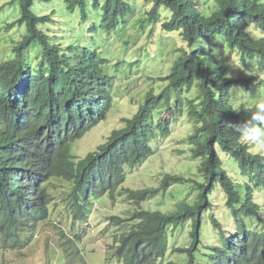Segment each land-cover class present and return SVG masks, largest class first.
Returning <instances> with one entry per match:
<instances>
[{
    "label": "trees",
    "instance_id": "obj_1",
    "mask_svg": "<svg viewBox=\"0 0 264 264\" xmlns=\"http://www.w3.org/2000/svg\"><path fill=\"white\" fill-rule=\"evenodd\" d=\"M15 1L21 13L19 22H27L29 29L15 45L14 58L0 61V165L11 158L44 157L54 150L37 181V188L52 178H71L77 169L85 173L106 168L109 165L106 158L126 152L124 143L135 142L137 150H147L149 139L153 148L159 135L168 136L171 123L166 110L161 111L159 105L174 97L177 104L169 107V112L173 117L182 111L188 115L183 122L187 119L190 130L194 129L189 136L195 152L202 153L199 175L203 182L192 189L186 185V192L180 195L183 199L175 201L169 212L154 211L141 204L160 192L165 193L173 183H187L191 179L168 174L158 188L120 191L118 195L127 194V200L139 207L130 219L111 218L115 225L125 228L115 236V256L122 264H158L160 256H165L169 249L175 227L191 221L197 235L206 216L220 226L214 213L206 215L212 207L208 195L219 183L227 195V204L241 205L234 208L239 233L235 248L237 260L242 264H264V229H252L240 217L261 214V205L255 199L256 189L264 188V150H257L256 143L264 141V120L261 119L264 109L257 105L250 107L244 100L236 103L233 93L239 87L251 88L257 76H264V0H147L153 6L145 16L137 17L138 25L142 29L153 25L177 31L187 47L179 49V58L170 73L162 78L163 91L158 96L148 93L134 115L127 117L128 129L113 131L108 143L101 147L100 159L88 157L85 161L76 160L72 154L73 140L103 120L117 98L112 92L116 76L110 73L112 65L106 57L110 52L105 54L103 50L102 53L100 46H95L96 33L116 32L122 22L140 13L135 11L132 0H58L60 17L66 19L62 26L66 30L65 41L58 39V43L37 27L38 22L54 20L55 8L45 15L35 8L38 4L40 9L48 10V5L43 7V3L37 2L49 0ZM77 13L81 17H71ZM76 20L82 23L72 35ZM15 23L9 24V29ZM86 24L90 25L86 27ZM253 27L260 33H252ZM85 31L92 35L84 38ZM102 41L107 38L103 37ZM38 47L44 50V60L35 65L34 60L41 56ZM225 55L233 57L236 65L249 67V73L239 66L231 68ZM16 87L19 88L15 90ZM257 129L259 137L255 135ZM43 131L48 133V145L44 152H39L41 145L35 140ZM248 136L253 139H245ZM217 143L232 154L247 182L238 183L229 176L217 152ZM10 165L13 167V162ZM5 167L10 169L9 163ZM17 177L12 173L11 197L0 201V246L4 248L27 245L26 223L20 220L22 205L31 206L39 199L34 194L27 195L24 189H17ZM122 178L118 174L114 184L97 186L85 175L76 176L71 196L75 218L87 220L94 206L91 196L113 189ZM1 180L0 175V184ZM8 182L9 178L5 177L6 188ZM112 198L116 200L117 196ZM180 250L184 249L180 247Z\"/></svg>",
    "mask_w": 264,
    "mask_h": 264
},
{
    "label": "rangeland",
    "instance_id": "obj_2",
    "mask_svg": "<svg viewBox=\"0 0 264 264\" xmlns=\"http://www.w3.org/2000/svg\"><path fill=\"white\" fill-rule=\"evenodd\" d=\"M60 1L63 2L64 0ZM60 1L49 0L48 2H37L43 3V7L48 5V10H45V8L40 9L37 7L38 4L35 7L39 13H43L44 11L50 12L52 8L56 9L57 22L49 27L54 29V33L57 34H61L64 31L61 28L59 29L58 26L63 25V21H66L65 17H60ZM134 2L136 10L140 14L129 17L125 22H122L116 32L107 33L106 31H99L96 33L95 46L99 45L102 53L103 50H105V54H107V51L110 52L106 57L110 59V64L112 65L110 73L116 76V84L113 90L115 96H117V100L106 119L101 123L102 125L99 128H94L88 135L86 134V138H84L85 135L78 143H75L74 152L78 156H84L87 151L94 150L98 145L105 143L106 138L110 135L114 127L122 124V118L132 115L135 112L137 104L143 100V96L149 88L153 87L154 91L159 93L161 91L159 87L164 82L162 78L170 73L174 61L180 56L179 49L181 47H187V43L177 31H167L163 30L161 26L155 28L153 25L146 26L145 29H142L138 25L137 17L145 16L147 11L152 8L153 3L150 1L147 2L146 0H134ZM0 7V56H2L6 50L9 52L12 50L11 42L19 38L26 31V27L25 25H17L11 29L4 30L5 26L19 18L21 13L19 5L15 0H0ZM71 17L78 18L81 17V14L77 13ZM81 23V21H75V28L71 32L72 35L79 30ZM86 27H88L87 24ZM251 31L254 34H259L256 28H252ZM91 35V32H84V38L90 37ZM103 37L107 38V41H102ZM221 49L223 51L225 50L224 48ZM225 57L229 64L232 65L231 68L239 66L243 69V72L249 73V67L241 65L240 63L236 65L235 60L231 56L225 55ZM116 70H122V72ZM123 71L126 72L124 73ZM250 74L258 75V73L253 74V72H250ZM257 77L258 80L252 83L251 88H249L250 90L247 91L243 87L235 89L233 93L236 103L245 101L250 107L255 106L258 102L264 103V76L259 75ZM132 91L134 93L131 96L130 92ZM252 103L255 104L252 105ZM183 120L184 118L173 123L179 126L174 135L176 139L184 136L189 130ZM178 143L179 140H172V136L163 139L162 145L168 151L169 159L163 163L153 160L150 163L151 168H163L173 172L184 170L185 167L181 164V159H184V154L179 150ZM219 153L224 160L227 171L229 173L234 171L231 175L236 180L239 179L244 182L245 180L240 177V172L236 169L237 165L235 160L227 156L220 149ZM146 166L141 169L136 177H130L128 179V186L141 187L145 186L148 182L154 183L152 186L159 184V180L163 176L160 173L149 177L144 175V178H139L142 174L154 173V170L151 168L147 169ZM187 169L196 168L193 167V163H188ZM186 185L190 184H184V190H186ZM256 195L257 200L260 203H264V190L257 189ZM211 199L215 204V214L223 221L224 226L226 228L230 226L234 227L232 224L233 217L227 212L224 205L225 197L219 186L211 195ZM166 200H170V195L166 197L162 196L161 199L154 198L153 200H148L144 206L147 205L151 209H162L167 204ZM173 203L170 204L169 202L168 204L170 205L166 209ZM132 208H134V205L127 204L123 199L118 200L116 203L105 199L101 204V209L97 208L95 210L90 221L86 223L85 233L81 239V246L84 247L85 251L87 253H93V255L87 256L88 260L85 258L87 254L84 255L88 264H121L118 259L114 258V249L111 248L114 243V235L120 231V227L110 225L105 221L107 216L113 213L129 215L128 209ZM56 209L59 212H63V204L57 205ZM207 221L209 223V220ZM55 222H61L67 228L70 225V222L66 223L64 219L61 220L57 213L53 214L52 219L41 226L40 233L33 245L30 244L27 248H3L0 246V264H82L80 257H75V254L65 249L66 246L62 244V239L54 224ZM255 223L258 226L264 224L260 221H256ZM81 230L77 228L75 232ZM192 230L193 225L191 222L173 230L166 261H173L175 264L185 263V256L175 252L174 248L190 245Z\"/></svg>",
    "mask_w": 264,
    "mask_h": 264
},
{
    "label": "clouds",
    "instance_id": "obj_3",
    "mask_svg": "<svg viewBox=\"0 0 264 264\" xmlns=\"http://www.w3.org/2000/svg\"><path fill=\"white\" fill-rule=\"evenodd\" d=\"M132 2L135 4V2L133 0H132ZM147 2H149V1H147ZM135 11H136V8H135ZM52 12H53L52 10L50 12L44 11L42 13V15L50 14ZM56 14L57 13H55V17H53L54 20H50V21L45 22V23L38 22L37 27L45 30L50 35L51 41H53L54 39L56 42H58V39L65 41L64 32L66 30H65V28L62 27L63 26L62 24L58 26L59 29L61 28L64 30L61 34L54 33V29H51L49 27L50 25H53L55 22H57L56 18H58V17L56 16ZM204 14L207 15V11H205ZM20 18H21V15L19 18H17L13 22L8 23L5 26L4 30L9 29V27H8L9 24L16 22L14 27L17 25L18 26L25 25V27H26L25 32H27V29H29L28 24H27V22L26 23L19 22ZM87 25H90V24H87ZM74 28H75V26H74ZM253 28H256V27H253ZM256 30L260 33V31L257 28H256ZM21 35L19 38L15 39L11 42L12 43V50H10V52L6 50L5 54L0 56V61L14 58V55H15L14 54V47L18 43V40H20L22 38ZM67 35H70V32H68ZM65 44L67 45L66 42H65ZM39 51H40L41 56L36 57V59L33 62L35 65H38L40 62H42L44 60V58L42 57L44 50L39 48ZM46 61H48V60H46ZM164 83L165 82H163L161 85H163ZM113 87H112V92L114 95ZM18 88L16 87L15 90ZM20 89H21V87H20ZM160 89H161V91L158 93V92L154 91L153 87L149 88L147 90V92L144 94L143 100L146 98V96L150 92H153L155 95L158 96L163 91L164 88L163 89L160 88ZM246 90L248 91L250 89H246ZM133 93H134L133 91L130 92V95L132 96ZM116 100L117 99H114V103H113L112 107L114 106ZM143 100L137 104L136 110L138 109V107L141 104L144 103ZM176 104H177V100L174 101V97H172L170 101L163 100V101H161V103L159 105V109L161 111L166 110L167 116H168L170 123H171V132L168 134V136H160L159 135L157 137V140L154 143L153 148L151 145V141L148 137L149 143L147 144V150H137L135 142L124 143L125 147H126V152L121 153V155H119V156L117 155L113 158H106L109 161V165L106 168L95 169L93 171H86L85 173H81V169H77L71 178H65V177L52 178L49 181H45V184H46L45 186L37 188L36 187L37 181L41 179V175H42L44 169L46 168V166L49 162V159L55 154L54 150L49 154H45L44 157L30 156V157H26L22 160H16L14 158H11L9 160H6L2 165H0V175H1V179H2L1 184H0V188H1L0 201L11 197L10 192L14 190L11 187V185H12V178H11L12 173H15L18 176L16 179L17 189H19V190L24 189L26 191L27 195L34 194L36 196V198H39L38 200H35L34 204L31 206L26 207V206L22 205L23 212L20 213V220L24 219V222L26 223V227H25L26 235H25V237L28 240V242H27V245H25L23 247L15 246L13 248H17V247L18 248H25V247L27 248L30 244L33 245L36 242L37 237L40 233L41 226L44 223L50 221L52 219L53 214L57 213L60 216L61 220L64 219L66 223L70 222L69 228L64 226L61 222L60 223L59 222L54 223L56 229L58 230L60 238L62 239V244L66 246L65 249L68 250L70 253L72 252L73 254H75V257H80L82 264H88V262L86 261L87 256L93 255V253H87L85 251L84 247L81 246V239H82L83 234L85 233V226H87L86 223L88 221H90L91 216L95 213V210L97 208L101 209V204H102V202H104L105 199L111 200L113 203H116L118 200L123 199L126 201L127 204L134 205V208L128 209L129 215H122L121 213H113V214H110L107 216L105 222H107L110 225L117 226L111 220V218L113 216H120L123 219H130L132 217L135 209L137 207H139V205H137L136 203L127 200V198H126L127 194H123L121 196L118 195L120 191H124L125 189L158 188V187H160L162 180H164L165 176L168 174H172V175L179 174V175L183 176L185 179H191L190 181L187 182L190 184L191 189L197 183L203 182V177L201 175H199V170L203 164V157H201L202 153L195 152V145L190 141L189 135L194 131V129L190 130L191 125L188 123L187 119H185L184 122H185L186 127H188L189 130L186 132V134L184 136H181L178 139H176L174 137L176 130L179 126L174 125L173 123L178 122L182 118L188 117L187 113L186 112L183 113V111L175 114L176 117H173L171 115V113L169 112V111H171L169 109V107H171V106L175 107ZM256 105L258 107H260L261 109H264V103L258 102ZM136 110H135V112H136ZM134 113L132 115H128V116L123 117L122 118V124L114 127V129L111 131L110 135L106 138L105 143L98 145L96 147V149H94V150L87 151L84 156H78L75 154V152H74L75 143L76 142L78 143L86 134L88 135V133L91 132L94 128H99L102 125L101 123L106 119L108 114L97 125H93L91 129H89L85 133H82L80 136L76 137L72 142V149H73L72 154H74L76 156V160L80 161V160L84 159V161H85L88 159V157H90V158L95 157L97 159H100V158H98V155L102 153L101 147L108 143V140H109L111 134L113 133V131L118 130L119 132H121L123 129H128V126L126 124V119H128L127 117H132L134 115ZM185 113H186V116H185ZM261 119L264 120V117H261ZM259 132H260V130L257 129V135H259ZM87 135L84 138H86ZM47 136H48V133L43 131L42 134L39 136V138H37V140H35L36 142H38L41 145L38 148L39 152H44V147H46L48 145ZM170 136H172V140H179V143H178L179 150L184 154V159H181V164L185 167V169L174 171V172L173 171H167L163 168L152 169L150 166V163L153 160L158 161L159 163H163L164 161L169 159L168 151L164 148V145H162V140L167 139ZM245 139L252 140L253 138L248 136V137H245ZM30 147L31 148L34 147L33 143L30 145ZM256 148H257V150H264V141H258L256 143ZM219 149L222 150L227 156H229L235 160V158L232 156L231 153L226 151L220 144H218L217 145V152H218V154H219V156L223 162H224V160L219 153ZM158 155H160V156H158ZM12 162L14 164L13 167L10 165ZM235 162H236V160H235ZM7 163H9L10 169H6L5 165ZM188 163H193V167L196 169H187ZM226 163L228 164V162H226ZM145 165H147L146 166L147 169L151 168L152 170H154V173L153 174L148 173L147 175L142 174V176L139 178H144V175L146 177H149V176L160 173L163 176L160 178L159 184L156 186H152V185H154V183L148 182L145 186H141V187H130V186H128V179L130 177H132V178L136 177V175L138 173H140L141 169H143V167ZM236 165H237V168L236 167L235 168L237 169L238 172H240V169L238 167L237 162H236ZM225 170L227 171V169H225ZM230 170H232V169H230ZM227 173L229 174V176L232 179L235 180V182L244 184V182L248 181V179L244 178L241 175V172H240V177L243 180H245L244 182H242L239 179L236 180L231 175L234 173V171L230 172V173L227 171ZM118 174H121L123 178H122V181L119 184H117L113 189H108L103 193L98 192L97 194L91 196V200H92V203H94V206L89 213L88 219L85 221H80V220L76 219L75 214L73 212L74 209L71 206V196H72L74 189L76 187V176L85 175V176L89 177L90 180L93 181L97 186H101V185H108L110 183L114 184ZM5 177L9 178L8 188H6L4 186ZM177 183L178 182L173 183L165 193L160 192L156 197H154L157 199H161L162 196L166 197L167 195H170V200H166L167 204L165 205L164 208H162V209H160V208L151 209L147 205L144 206V204H146V201L142 202L141 206H144L145 208H149V209L154 210V211L160 210V211L169 212L171 210L170 207H172V205L175 203V201L179 202L180 199H183L182 197H180L181 193L186 192V190H184V187H183L184 183H186V182H184L182 184H177ZM218 186L222 189V193L225 197L224 205L227 209V212L233 217V223L232 224L234 227L230 226L229 228H226L224 226L223 221L221 219H219V217L215 214V211H214L215 204L211 199V195L213 194V192L215 191V189ZM44 189H45V191H43ZM177 189H181L182 192H177ZM257 189H263L264 190V188H257ZM257 189H256V191H257ZM191 193L193 195H195L196 192L194 190H192ZM112 196H117L116 200H114L112 198ZM175 197H176V199H174ZM154 198L149 199V200H153ZM208 199H209V205L212 204V207L207 211L206 215H209L210 213H214L215 217L220 221L221 225L220 226L214 225L212 223L211 219L209 218V216H206L204 223H202L201 227L198 228V230H197V235H194L195 230H194V226H193V230L191 232V243H190V245L182 246L181 249H184V250H180V251H178V249L180 247L174 248L175 252L183 254L185 256V263L184 264H186V263H188V264H242L239 260H237V257L235 256L236 241H237V237L239 236V233L237 232V225H236L237 220H236V214L234 212V208H237V209L240 208L241 207L240 203L236 204L235 207L228 205L227 204V195H226L223 187L219 183H216L214 185V188L212 189V191L208 195ZM255 201L261 205L260 216H258V215L247 216V215L243 214V215H240V217L245 222H247L252 229L260 231L261 229H264V224L262 226H258L255 222L260 221V222L264 223V203H260L257 200V195H256ZM169 202H170V204L173 202L174 203L166 209V207L168 205H170V204H168ZM61 204H63V206H64L63 212H59L56 209V206L61 205ZM207 220H209V223ZM129 223H133V222L130 221ZM77 228H80L82 230L75 232V230ZM177 228H179V227H175V229H177ZM175 229H173V230H175ZM119 230L120 231L118 233L117 232L115 233L114 243L111 246V248L114 249V251L116 249V246H114L115 245V236H116V234H121L123 231H125V228L120 227ZM6 248H12V247H6ZM169 248H170V246H169ZM168 254H169V249H168L167 253L165 254V256H160L161 259L158 261V264H170V263L175 264L173 261H169V260L166 261ZM84 255H86L85 256L86 259L84 258ZM113 256H114V258L118 259L115 256V253H113ZM121 264H122V262H121Z\"/></svg>",
    "mask_w": 264,
    "mask_h": 264
}]
</instances>
